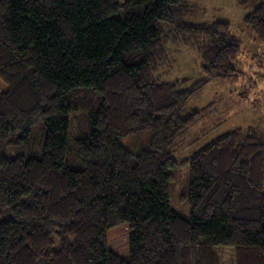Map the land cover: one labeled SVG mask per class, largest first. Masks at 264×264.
Returning <instances> with one entry per match:
<instances>
[{
	"label": "trees",
	"instance_id": "16d2710c",
	"mask_svg": "<svg viewBox=\"0 0 264 264\" xmlns=\"http://www.w3.org/2000/svg\"><path fill=\"white\" fill-rule=\"evenodd\" d=\"M264 39V0H237ZM191 0H0V264H264V131L234 128L192 151L189 218L169 204L183 111L213 78L235 80L241 42L194 22ZM173 45L202 77L160 81ZM158 74V75H157ZM80 169L66 166L73 111ZM42 121L39 156L31 146ZM148 133L138 152L121 140Z\"/></svg>",
	"mask_w": 264,
	"mask_h": 264
},
{
	"label": "rangeland",
	"instance_id": "374dc122",
	"mask_svg": "<svg viewBox=\"0 0 264 264\" xmlns=\"http://www.w3.org/2000/svg\"><path fill=\"white\" fill-rule=\"evenodd\" d=\"M197 3L199 13L194 22L226 21L241 42L235 63L239 76L235 80L213 78L196 95L192 96L184 111L201 112L200 120L191 126L177 143L174 157L177 167L170 169L169 204L180 216L189 218L191 207L188 198L189 163L183 159L214 140L219 135L234 128L255 126L264 131V39L257 37L246 25L248 10L237 0H191ZM172 62L159 71L160 81H176L182 78L196 80L202 77L200 59L190 48L173 45ZM7 85L0 80V92ZM42 121L33 126L31 146L22 150L27 156H39L43 140ZM88 129V115L84 110L73 111L68 130L66 166L80 169L75 138ZM148 133H140L121 140V144L132 152L147 146ZM222 264H232V248H216Z\"/></svg>",
	"mask_w": 264,
	"mask_h": 264
}]
</instances>
